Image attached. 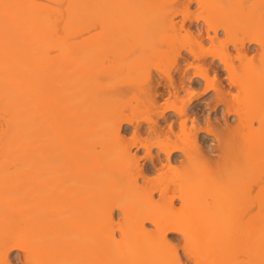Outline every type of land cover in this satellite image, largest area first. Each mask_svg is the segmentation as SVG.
Here are the masks:
<instances>
[{
	"label": "bare ground",
	"instance_id": "1",
	"mask_svg": "<svg viewBox=\"0 0 264 264\" xmlns=\"http://www.w3.org/2000/svg\"><path fill=\"white\" fill-rule=\"evenodd\" d=\"M236 11L264 12V0H0V264L14 250L24 264H186L169 234L193 264H264V99L254 135L231 102L232 87L264 89V16L236 29ZM238 30L243 80L215 46ZM168 62L180 78L165 83ZM131 73L145 83L125 85ZM232 160L227 191L216 174Z\"/></svg>",
	"mask_w": 264,
	"mask_h": 264
},
{
	"label": "rangeland",
	"instance_id": "2",
	"mask_svg": "<svg viewBox=\"0 0 264 264\" xmlns=\"http://www.w3.org/2000/svg\"><path fill=\"white\" fill-rule=\"evenodd\" d=\"M194 7L196 8V9H194ZM193 7V13H194V11L195 12H197L198 13V11H197V7L196 6H194ZM182 7H179V9L177 10L176 8H174V12L176 13V14H178L179 13V10L180 11H182ZM177 10V11H176ZM239 11H236V15H235V17L233 16V18L232 17H230V19L232 18V20H230L231 22L232 21H234V23H235V21H236V25H235V27H236V29H238V28H240L239 26H241V24H240V22H243L244 20H246V19H248V17L250 18V16L251 15H255V19L254 20H259V19H261L263 16H264V12H255V14H254V11L253 12H251V13H245V14H243L242 15V12H240V13H238ZM197 13H194V15H197ZM253 13V14H252ZM180 14V13H179ZM177 15V16H179V17H176V20L178 21V20H182V17L180 16V15ZM199 14H201V12L199 13ZM202 14H203V11H202ZM234 14H235V12H234ZM234 14H232V15H234ZM250 14V15H249ZM203 15H205V13L203 14ZM199 16V15H198ZM237 16V17H236ZM180 18V19H179ZM242 18H243V21H242ZM263 19H264V17H263ZM179 21V22H180ZM182 23V22H181ZM187 26H189L190 25V22H188L187 24H186ZM232 31V30H231ZM239 31V30H238ZM241 31V30H240ZM239 31V33L237 34L236 33V35L237 36H235V35H233V34H231V35H227V34H224L223 32H221L220 33V40H221V42L223 41L224 43H225V45L227 44V42L228 43H230V44H228V45H226L227 46V48H229L228 50H227V52L226 51H224V48H223V43H217L215 46H216V49H218L217 51H218V53L219 54H222V53H226V57L229 59V60H232L233 62H235L234 64H235V66L237 67V76H238V78L239 79H248V76L250 75V73H249V69L247 68V66L245 65V64H247V60L246 61H244L243 59L242 60H240L239 58H235V56H236V54H237V52H236V50H235V48L233 47V43H231L232 41L235 43H238L239 41H237V39L238 38H241V40H242V38H244V35L243 34H241V32ZM236 32V31H235ZM232 33V32H231ZM228 34H230V33H228ZM225 35V36H224ZM223 38V39H222ZM225 40V41H224ZM210 45L211 44H206V46H207V48L208 47H210ZM254 47L253 48H257V46L256 45H253ZM211 48V47H210ZM209 48V49H210ZM226 48V47H225ZM216 52V51H215ZM217 54V53H216ZM253 54H255V51L253 52V53H251V55H253ZM250 55V58L252 57ZM217 56H218V54H217ZM216 56V57H217ZM237 57V56H236ZM211 60H212V58L211 57H209ZM217 61H218V59H217ZM253 62H255V63H257V62H259V60L256 58V59H254V61ZM251 64V63H250ZM155 70H153V74L156 72H154ZM157 73V72H156ZM155 73V74H156ZM103 74V73H102ZM134 75V74H133ZM133 75H132V73L131 74H129V75H127V76H125V77H128L127 79H129L130 81L127 83H124L125 85H129L130 86V82L133 84V86H135V87H137L136 85H134V83L136 82V81H138V82H142L144 79L142 78V77H140V75H134L136 78H135V80H133ZM178 73H177V71H176V69H173V67L172 68H170V66H169V62H168V64H167V68H166V70H165V77L164 76H162V77H164V78H162L164 81H165V83H167L170 79L169 78H172L173 77V79H178L179 80V78L180 77H178ZM226 75V72H223V75H222V78L224 77ZM95 76V78L97 79V77L99 78V82H98V80H97V82L98 83H102L101 82V78H102V80H103V83H105V85L106 86H108V82H109V79H106V76H103V75H99L98 74V76H97V73L94 75ZM94 76H92V78L94 77ZM94 79V78H93ZM92 79V80H93ZM96 79H94L95 81H96ZM126 79V80H127ZM147 79V78H146ZM169 79V80H168ZM225 81H226V83H228V80L224 77L223 78ZM71 80V79H70ZM108 80V81H107ZM112 80H114V79H112ZM128 81V80H127ZM135 81V82H134ZM111 83H113L112 81H110ZM109 82V83H110ZM115 82H116V80H115ZM102 83V84H103ZM145 83V81H143V84ZM116 84H118L117 82H116ZM136 84H137V82H136ZM114 85V84H113ZM111 86L112 85H110V88H111ZM204 86V85H203ZM109 87V86H108ZM107 87V88H108ZM116 87V86H115ZM114 87V88H115ZM132 87V86H131ZM264 88V87H263ZM133 89V88H132ZM131 88H129L128 89V92L126 93V94H128V95H126V97L128 96L129 98H133L134 96H133V94H132V92H134L135 91V89H133L132 90ZM202 89H203V87H202ZM202 89H199V91L201 90L202 91ZM107 90H109V89H107ZM117 90V89H116ZM111 92H112V90H111ZM113 92H115V91H113ZM232 92H233V95H235L234 97H232L231 96V98H229V96L227 95V97H225V99L226 100H230L231 99V102H232V106L234 107V108H239V109H246V107L248 108V111H249V114H251L250 115V118H249V120H248V122H247V124L245 123L246 121H244V124H246V125H250L251 126V129H248L247 130V132L248 133H250V135H254V132L255 133H257V131L261 128V126H259V122H258V120H252L251 121V116L253 115V107H255V106H252V105H254L253 103H256L257 104V102L259 101V100H263L264 99V89H262V88H260V89H255L254 87L253 88H247V89H237V87H232ZM118 93V92H117ZM131 93V94H130ZM135 93V92H134ZM184 95H185V93L184 92H182ZM106 94H108L109 95V93L108 92H106ZM213 94V92H210V93H208L207 95H205L204 97H201L202 99H200V101L199 100H197V101H195V104H197V103H200L201 101H203V102H201V103H204V102H206L207 100H209V99H206V98H209L211 95ZM110 95H112V94H110ZM113 95H115L116 96V94H113ZM132 96V97H131ZM125 100H127V98H125ZM130 101V100H129ZM137 100H135V99H132V105L134 104L135 106H137L138 104H136L137 102H136ZM135 102V103H134ZM165 102H167V101H165ZM259 102H261V101H259ZM262 103V102H261ZM251 104V105H250ZM133 105V106H134ZM261 105V104H260ZM138 106H140V105H138ZM212 106V105H211ZM252 106V107H251ZM258 106V105H257ZM206 109L207 108H209V106H206L205 107ZM221 108H224L225 109V107L223 106V107H221ZM259 107H257V109H258ZM256 109V110H257ZM145 110V108H142L141 107V111L143 112ZM255 110V111H256ZM209 111H210V115H212V114H214V116H216V114H217V117L218 116H220V114L219 113H216V112H214V110L212 109V108H210L209 109ZM208 111V112H209ZM241 111H243V110H241ZM247 111V112H248ZM243 113H245V112H243ZM142 114V113H141ZM144 114V113H143ZM246 116V115H245ZM247 118H248V116H246ZM235 118H236V116H233V117H231V120L229 121L231 124L233 123L234 125L235 124H237V122L235 121ZM264 118V117H263ZM262 118V119H263ZM233 119V120H232ZM236 120H237V118H236ZM247 120V119H246ZM264 120V119H263ZM257 121V122H256ZM261 121V120H260ZM250 122H254V123H252V124H254L256 127V130H253V125L250 123ZM262 122V121H261ZM261 122H260V124H261ZM71 124H73V123H71ZM75 124V123H74ZM79 125V124H78ZM262 126H263V123H262ZM72 127V126H71ZM75 127V126H74ZM178 128H180V129H178ZM263 128H264V126H263ZM75 129V128H74ZM77 129V128H76ZM75 129V130H76ZM80 129V128H79ZM258 129V130H257ZM262 129V128H261ZM176 130H178V132H180L181 131V127H177V129ZM264 130V129H263ZM76 132L77 133H80V130L79 131H77L76 130ZM73 133H74V131H73ZM75 134V133H74ZM130 134V135H129ZM128 135L130 136H127V140H129V141H127V143H130L131 141H130V139H131V137H132V133H129ZM79 135H81V133L80 134H77V136L76 137H82V136H79ZM210 139H209V141L210 142H214V141H212V140H214V137H209ZM237 138H238V136H237ZM236 138V139H237ZM239 139V138H238ZM80 140V142H81V139H79ZM83 143H84V138H83ZM235 141H238V140H235ZM239 141H241L240 139H239ZM79 142V141H78ZM216 142V141H215ZM214 142V143H215ZM82 143V142H81ZM82 143V144H83ZM235 143V145L238 143V142H234ZM80 144V143H79ZM95 144V143H94ZM215 144H217V143H215ZM239 144V143H238ZM76 145V144H75ZM78 145V144H77ZM129 145H131V144H129ZM81 146H83V145H81ZM86 146V145H85ZM91 146H93V144L91 145ZM96 146V145H95ZM238 145H236V149L238 148L237 147ZM73 147H75V146H73ZM84 147V146H83ZM80 148V147H79ZM86 148V147H85ZM90 148V147H89ZM96 148H97V150L99 149L100 150V147L99 146H96ZM216 148V147H215ZM234 148H235V146H234ZM233 148V149H234ZM91 149H93L92 147H91ZM239 149V148H238ZM86 150V149H85ZM95 150V149H94ZM235 150V149H234ZM81 151V150H80ZM83 151V150H82ZM90 151V150H89ZM87 152H88V150H87ZM86 152V153H87ZM136 153V152H138L137 151V149L136 148H133V153ZM215 153H217L218 152V150H216V151H214ZM240 152V151H239ZM92 153H93V151H92ZM92 153H91V155H92ZM237 153H238V150H237ZM244 153H242L241 152V154L239 155V157H238V161H240V157H242V155H243ZM88 155H89V152H88ZM88 155H86L85 156V158L88 156ZM139 155H143V150H141V152H140V154ZM215 155V154H214ZM238 155V154H237ZM83 156H84V154H83ZM218 157L219 156V152L215 155V157ZM260 156V155H259ZM258 156V157H259ZM89 157V156H88ZM234 157V156H233ZM237 157V156H236ZM85 158H84V160H85ZM92 158V156L90 157V159ZM181 158H183L182 156H181ZM235 159V158H234ZM88 160V159H87ZM257 161V163H259V169L261 170V172L263 173L262 175H264V171H262V163L264 162V156H262V158H258V159H256ZM234 162V163H233ZM231 166H228V168L226 167V169H228L227 171H223V174H222V172H219V175L218 174H216V180L217 181H220V182H218L219 184L222 182L223 184L221 185V186H227V184H228V187H227V189L225 188V187H222L223 189H226L227 191L229 190V189H231L230 188V182L231 181H229V183H227L228 182V180H227V178H229V174L231 173V174H233L232 172H234V169L232 170V168L234 167L235 168V161L234 160H232L231 162ZM232 165H234V166H232ZM260 165H261V168H260ZM232 167V168H231ZM229 168H231V169H229ZM226 169H224V170H226ZM223 170V169H222ZM232 170V171H231ZM191 171H193V172H196V169H193V170H191ZM221 171V170H220ZM229 171H231V172H229ZM240 171V170H239ZM243 172V171H242ZM242 172H239L240 174L242 173ZM253 172V171H252ZM257 171H255V173H256ZM73 173V172H72ZM222 174V176L220 177V175ZM235 173V172H234ZM248 173H251V172H249L248 171ZM255 173H253V174H255ZM159 173L158 172H155L154 174H151L150 176H152V177H149L151 180H153V178H154V180H156L157 181V179L156 178H158L159 179V181H162V182H160V183H162L161 185H167V183H173V181L171 182L170 180H172L171 179V176L172 175H168V173L167 174H165L164 176H160V178H159ZM169 174H170V172H169ZM253 174H251V176H253ZM258 174H259V172H258ZM261 174V173H260ZM255 175H257V174H255ZM155 176V177H154ZM168 176H169V178H168ZM247 176V175H246ZM258 176V175H257ZM133 177V176H132ZM166 177V178H165ZM186 177V176H185ZM249 177V176H248ZM256 177V176H255ZM165 178V179H164ZM187 178V177H186ZM222 180H221V179ZM230 178H231V176H230ZM229 178V179H230ZM132 179V178H131ZM167 179H168V181H167ZM248 179V178H247ZM250 179V178H249ZM253 179V178H252ZM263 177H262V179H260V180H262L263 181ZM167 181V182H165V181ZM183 180H184V178H183ZM80 181V180H79ZM83 181V180H82ZM156 181H154L155 182V184H158V181H157V183H156ZM185 181V180H184ZM249 182H247V180H246V177H245V180H244V182H246L248 185H249V183H250V180H248ZM253 181V180H252ZM262 181H259V179H258V177H257V179L255 178V180H254V183L252 184V183H250L251 185H252V187H255V185L257 186L260 182H262ZM84 182V181H83ZM185 182H187V180L185 181ZM77 183V182H76ZM76 183H73V184H71V188H72V190H73V195H74V198H76V205H75V209L76 208H78V203L79 202H77V200H78V194H80L81 195V193H79V192H77V190H78V188H75L76 187ZM163 183H165V184H163ZM226 183V184H225ZM246 183H244L246 186H247V184ZM139 184H140V182H139ZM142 182H141V184L139 185V186H142ZM168 184V185H169ZM77 185H79V184H77ZM81 185V184H80ZM158 185H160V184H158ZM160 185V186H161ZM170 185H172V184H170ZM83 186V185H82ZM154 186V185H153ZM159 186V187H160ZM173 186H174V184H173ZM157 187V186H156ZM158 187V188H159ZM158 188L156 189V190H158ZM245 188V187H244ZM166 189V188H165ZM172 190V189H171ZM171 190H170V186H169V188H168V190H167V192H170V195L172 194V192H171ZM194 190H195V187H194ZM77 192V193H76ZM159 191H155V198L158 200V198L160 199V195H159V193H158ZM174 192V191H173ZM173 195V194H172ZM171 195V196H172ZM168 196H169V194H168ZM231 197V196H230ZM175 205H177L176 207H177V209H175L174 210V213L176 212L178 215H182V216H185V215H190L191 213H192V208L191 207H189L188 208V206H184L183 204H181V202L180 201H176V203H175ZM175 207V208H176ZM80 208V207H79ZM203 210L204 209H202L201 211H202V216L204 215V216H206L208 213H209V211L211 210H208V209H205L206 211L205 212H203ZM190 213V214H189ZM147 226H151L150 224H148ZM223 233V232H222ZM76 237V236H75ZM120 236L117 234V238H119ZM168 238H170L169 240H175V248L179 251V253L181 254V257H183V262L184 263H186V264H193V263H191L184 255L182 256V254H183V246H184V244H185V242H184V239H182L181 238V236H179V235H177V234H169V237ZM74 239H78L79 241H78V243L79 244H81L82 243V240H81V238L79 237V236H77L76 238H74ZM173 243H174V241H173ZM21 251L20 250H14L12 253H11V256H10V258H11V260H12V264H24L23 263V255H22V253H20ZM189 261V262H188Z\"/></svg>",
	"mask_w": 264,
	"mask_h": 264
}]
</instances>
